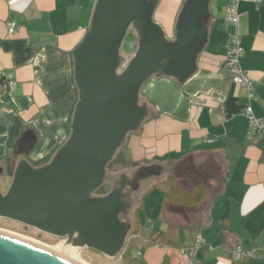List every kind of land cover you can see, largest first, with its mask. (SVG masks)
Masks as SVG:
<instances>
[{
    "label": "crops",
    "instance_id": "obj_1",
    "mask_svg": "<svg viewBox=\"0 0 264 264\" xmlns=\"http://www.w3.org/2000/svg\"><path fill=\"white\" fill-rule=\"evenodd\" d=\"M95 1L0 0V175L22 158L16 147L26 130L35 135L27 155L33 166L48 162L67 138L77 95L71 52L89 27ZM162 1L174 7L171 14H164ZM182 1L159 0L154 11L170 39ZM228 4L210 0L206 44L186 80L154 75L142 84L139 98L148 115L118 148L136 167L157 163L173 173L182 163L197 166L206 190L199 206L168 211L166 175L139 186L132 197L140 203L138 211L154 192L150 215L158 212L164 229L139 242L136 264H264L261 258L237 261L231 254L236 245L264 249V136L250 131L244 113L250 105L264 118V0L238 5L239 63L256 81L251 97L246 86L232 81L226 64ZM9 20L15 23L12 34ZM185 228L207 229L204 245L192 255L194 231L189 237ZM136 232L138 237L139 228Z\"/></svg>",
    "mask_w": 264,
    "mask_h": 264
},
{
    "label": "water",
    "instance_id": "obj_2",
    "mask_svg": "<svg viewBox=\"0 0 264 264\" xmlns=\"http://www.w3.org/2000/svg\"><path fill=\"white\" fill-rule=\"evenodd\" d=\"M158 2L95 1L89 27L71 52L77 95L69 134L47 163L34 167L18 160L9 187L0 191V217L109 258L122 250L131 227L122 216L132 206V193L143 179L160 175V165L120 173L106 194H93L105 182L106 165L126 134L148 115L147 103L139 98L142 84L154 75L186 80L196 69L208 34L210 0H183L171 39L153 20ZM129 28L136 46L126 59L120 46ZM34 144V132L26 130L16 152H29ZM0 264L78 263L0 233Z\"/></svg>",
    "mask_w": 264,
    "mask_h": 264
},
{
    "label": "rangeland",
    "instance_id": "obj_3",
    "mask_svg": "<svg viewBox=\"0 0 264 264\" xmlns=\"http://www.w3.org/2000/svg\"><path fill=\"white\" fill-rule=\"evenodd\" d=\"M164 5V7L166 6L167 9L164 10L166 13L164 14H171L172 10L174 9V7H171V5L169 6V4L165 3V2H161L159 3V6ZM162 7V6H161ZM156 10H159V7L157 6ZM178 13V12H177ZM153 20L157 21V17L156 14L153 13ZM161 27L163 28V23L160 24ZM164 30V28H163ZM165 32V36L169 38V34L164 30ZM136 46V35L133 31L132 28H129L126 32V35L123 38V41L121 43L120 46V53L126 58L128 59L134 52ZM120 148V147H119ZM22 158L26 159L28 158V152H21L19 153ZM51 159V158H50ZM29 163H32L29 159L27 160ZM49 161V160H48ZM47 163V162H46ZM45 164V163H44ZM43 165V164H42ZM33 166V165H32ZM37 167V166H34ZM137 168V167H136ZM134 168V169H136ZM130 168H121V169H106V179H105V183H107V185L110 187V183L111 180L117 176L120 173H130L131 171H133L134 169H130ZM122 170L126 171V172H121ZM162 174L158 175V176H150L147 177L146 179H143L141 181V186L139 190H142V188H144L145 183L153 181V180H158L160 178H162L163 176H167L168 174H171V171L168 168H164L162 169ZM11 183V178L8 176V173L6 171H4L3 175H0V191L1 192H5L7 190V188L9 187ZM138 189H136L135 191H133L132 193V197H134V194L138 191ZM145 198L146 203H145V207L144 209L138 211L139 215L138 217H136V215L138 213H136V209L138 208V206L140 205V203L136 202L135 198H132L133 203L132 206L130 207V209L128 210V212L126 214H124L122 217L125 219H128L130 221V230L128 232L127 238H126V248H127V252L129 253L130 257L128 259H125L123 257V253L120 251L115 257L109 258L103 254H101L100 252L91 249V248H79V247H74V253H75V258H71L70 256L67 257L71 260H73L74 262L78 263L81 262L82 264H136L135 263V259L136 258V254H137V248H138V244L139 242H143L142 239L149 238L151 233L154 235V233H156V231L158 229L163 228L162 227V222H161V218L157 213H154L152 216L150 215V207L152 204V200L154 198V192L148 194ZM147 202H149V204H147ZM136 213V214H135ZM167 215V212L165 213ZM132 215L134 216V218H138V223H137V219L136 221H134V219L132 218ZM168 217V215H167ZM137 228H139V234L138 237H136V230ZM164 229V228H163ZM167 230V229H166ZM193 228L184 229V232L190 237L191 233H192ZM194 231V237H193V242L195 240V237L197 235H204L207 237V229H201V230H193ZM0 233L6 234H13L15 236L21 237L23 238L22 240L28 241V242H36L39 245H42L43 247L50 249L52 251H55L54 248H58L59 246H66V238L64 237H56V236H52L43 232H40L32 227L26 226L22 223H19L17 221L8 219V218H3L0 217ZM14 237V236H12ZM16 238V237H15ZM204 238V237H203ZM20 239V238H19ZM143 239V240H145ZM178 241V238L176 239ZM125 245V244H124ZM124 247V246H123ZM123 249V248H122ZM197 250V249H196ZM57 253H59L58 251H55ZM79 259H77V258Z\"/></svg>",
    "mask_w": 264,
    "mask_h": 264
},
{
    "label": "built area",
    "instance_id": "obj_4",
    "mask_svg": "<svg viewBox=\"0 0 264 264\" xmlns=\"http://www.w3.org/2000/svg\"><path fill=\"white\" fill-rule=\"evenodd\" d=\"M241 0H229L226 12V20L231 26V33L229 36L228 43L226 45V64L231 71V79L233 82L240 85H244L249 90V97L252 96V90L256 81L252 78L246 70H244L239 63L240 57L242 56L243 50L240 45V36L238 33V27L240 23V12L238 10V5ZM255 2H260L262 0H252ZM15 23L12 20L6 22V29L9 34L14 32ZM10 77V75L8 76ZM8 87L13 86V81L8 79ZM244 113L247 118L248 126L252 132H260L264 136V118L256 116L250 105H246L244 108ZM205 240L202 235H197L193 242L192 247L189 249V255H192L196 249L204 245ZM183 252V249H180ZM231 254L234 260L240 261L246 258H261L264 262V249L257 247H242L236 245L232 250ZM141 256V252L138 251L136 258ZM196 264V263H191Z\"/></svg>",
    "mask_w": 264,
    "mask_h": 264
},
{
    "label": "trees",
    "instance_id": "obj_5",
    "mask_svg": "<svg viewBox=\"0 0 264 264\" xmlns=\"http://www.w3.org/2000/svg\"><path fill=\"white\" fill-rule=\"evenodd\" d=\"M168 165L170 168L173 166L171 162H169ZM129 166L136 167L137 164L127 162L124 159L121 152H119L117 149L113 158L107 163L106 169L116 168L117 170V169L129 167ZM186 170H187L186 174L189 176L188 178L186 177V174L185 175L183 174ZM6 171L8 175L11 176L14 171L13 165L8 163L6 167ZM200 172L201 171L198 169L197 166H194L192 168L190 164H188L187 167L183 165V163L173 166V173L168 174L165 178V192H164L163 202L166 204V209L168 211L169 210L172 211L173 209H176L179 207L188 210L190 208L197 207L202 203L206 195V190H205L204 184L200 183L199 181L200 179H199L198 174ZM109 189L110 187L107 185V183L104 182L100 187H98L95 190L93 195H104L109 191ZM137 212H138V208L136 209V213ZM132 218L134 220L136 219L134 218L133 215H132ZM126 243L127 242H125V245L123 249L121 250V252L123 253V257L125 259H128L130 255L127 252ZM138 262L139 261L135 259V263H138Z\"/></svg>",
    "mask_w": 264,
    "mask_h": 264
},
{
    "label": "bare ground",
    "instance_id": "obj_6",
    "mask_svg": "<svg viewBox=\"0 0 264 264\" xmlns=\"http://www.w3.org/2000/svg\"><path fill=\"white\" fill-rule=\"evenodd\" d=\"M7 235L9 236H14L16 238H20V239H23L21 237H18V236H15L13 234H9L7 233ZM31 243H34V244H37L36 242H31ZM39 245V244H37ZM39 246H42V245H39ZM43 247V246H42ZM55 251H58L60 254L64 255V256H67V257H71V258H75V253H74V247L71 246L69 243H66V246L63 245V246H59L58 248H54ZM77 258V257H76ZM78 259V258H77ZM74 260V259H73ZM79 260V259H78ZM77 262V261H76ZM79 264H82L81 262H79Z\"/></svg>",
    "mask_w": 264,
    "mask_h": 264
}]
</instances>
